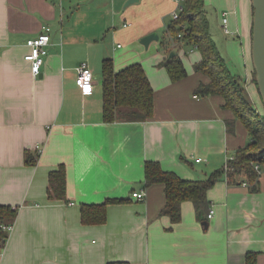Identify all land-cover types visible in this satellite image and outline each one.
<instances>
[{
    "label": "crops",
    "instance_id": "1",
    "mask_svg": "<svg viewBox=\"0 0 264 264\" xmlns=\"http://www.w3.org/2000/svg\"><path fill=\"white\" fill-rule=\"evenodd\" d=\"M175 7V0H0V204L18 209L0 264H247L249 253L264 264L263 164L256 182L246 174L217 180L201 215L185 200L179 222L160 214L164 183H146L149 160L183 178L204 179L226 168L250 139L222 95L197 92L210 78L196 69L200 50L168 30ZM205 8L218 12L222 28L229 9L234 32H224L240 38L250 74L252 0H205ZM46 27L49 53L34 75L27 40ZM153 31L159 38L142 43ZM172 51L188 71L177 81L164 65ZM108 58L116 71L144 65L154 87L150 118L105 119ZM83 62L94 72L90 92L76 80ZM62 164L66 195L52 198L49 175ZM141 190L144 199L133 195ZM107 199L123 201L108 205L105 222H83V204Z\"/></svg>",
    "mask_w": 264,
    "mask_h": 264
},
{
    "label": "trees",
    "instance_id": "2",
    "mask_svg": "<svg viewBox=\"0 0 264 264\" xmlns=\"http://www.w3.org/2000/svg\"><path fill=\"white\" fill-rule=\"evenodd\" d=\"M168 27L176 41L184 40L199 49L202 54L201 60L195 66L210 79L208 82H202L197 92L204 95H222L225 101L224 106L234 111L236 117L242 120L250 133L248 142L237 148L234 156L229 159L227 167L214 171L204 179L183 178L173 170L164 169L159 161L146 162L147 185L155 182H162L165 185L166 203L160 214H167L173 222H179L182 219V203L185 200H192L200 215L208 210L210 207L208 190L221 177L227 176L231 180L237 175L246 174L251 181L256 182L259 170L256 169L255 163L264 165V112L248 99L245 93V77L231 68L213 37L205 0H186L185 9L177 18L172 19ZM180 33L182 36L179 35ZM164 65L174 81L188 74L178 52L168 58ZM103 73L104 115L107 121L146 120L153 115L154 87L142 63H133L116 71L113 60L108 58L104 61ZM255 82L257 83V79ZM227 123L228 129L234 131L235 118L228 120ZM26 161L35 164L37 156H28ZM49 183L50 197H65L67 178L63 164L50 172ZM121 201L123 199H107L100 203L83 204V222H105L108 217V205ZM17 214V208L0 204V249L6 245L9 237V231L5 226L14 223ZM109 264L130 263L113 261ZM247 264H256L255 253L248 254Z\"/></svg>",
    "mask_w": 264,
    "mask_h": 264
},
{
    "label": "built area",
    "instance_id": "3",
    "mask_svg": "<svg viewBox=\"0 0 264 264\" xmlns=\"http://www.w3.org/2000/svg\"><path fill=\"white\" fill-rule=\"evenodd\" d=\"M176 7L172 11L173 18H177L180 13L185 9L186 0H175ZM229 11L225 10L223 12V29L226 33H233L229 26ZM182 36V33L179 34ZM51 42V35L49 33V28L46 27L39 35L30 37L27 40V44L30 46V51L25 55L26 59L31 61L32 72L34 75L41 73L42 65L49 53V44ZM77 83L85 92H90L94 88V72L87 62H83L77 67ZM201 158H198L200 160ZM228 165V164H227ZM226 165V167H227ZM256 169L260 170L259 164L255 163ZM138 199H144L146 196V190L135 191L133 193ZM214 209L211 208L209 211V217H212ZM14 227V223L5 226V228L10 232Z\"/></svg>",
    "mask_w": 264,
    "mask_h": 264
},
{
    "label": "rangeland",
    "instance_id": "4",
    "mask_svg": "<svg viewBox=\"0 0 264 264\" xmlns=\"http://www.w3.org/2000/svg\"><path fill=\"white\" fill-rule=\"evenodd\" d=\"M221 12H223L224 8L219 9ZM229 10V9H227ZM207 11V10H206ZM215 12H212L211 10L207 11L208 18L210 20V26H211V33L212 35H215L213 37H216L219 47L225 57L227 58V61L231 68L234 71H238L242 76L245 77V93L248 99L257 107L264 112V102L261 98L259 88L257 83L255 82L256 74H255V68H251L250 74L245 73L248 70L245 69L247 63L244 60L243 57V46L241 44V40L239 37L233 38V35L231 37H226V33L224 32L222 28V19L221 16L218 15V12L214 10ZM228 16H231L229 13ZM230 26V24H229ZM230 28L233 30V28L230 26ZM230 36V35H229ZM228 39V40H227ZM163 39L159 41V43H163ZM167 42V41H166ZM187 56H190V52H188ZM188 59V58H187ZM189 60V59H188ZM251 60V58H250ZM190 62V60H189ZM252 63V60H251ZM188 64V63H187Z\"/></svg>",
    "mask_w": 264,
    "mask_h": 264
},
{
    "label": "water",
    "instance_id": "5",
    "mask_svg": "<svg viewBox=\"0 0 264 264\" xmlns=\"http://www.w3.org/2000/svg\"><path fill=\"white\" fill-rule=\"evenodd\" d=\"M137 0H128V2H134ZM253 4V31H252V58L254 68L256 70V79L259 88V92L264 101V0H252ZM159 34L157 31L150 32L144 35L141 42L145 45H149L154 39H158ZM175 51H172L170 57L175 55ZM208 225L209 221H205Z\"/></svg>",
    "mask_w": 264,
    "mask_h": 264
}]
</instances>
